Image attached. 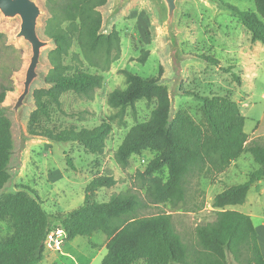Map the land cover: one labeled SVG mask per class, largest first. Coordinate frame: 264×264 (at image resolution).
I'll use <instances>...</instances> for the list:
<instances>
[{"label": "trees", "instance_id": "trees-1", "mask_svg": "<svg viewBox=\"0 0 264 264\" xmlns=\"http://www.w3.org/2000/svg\"><path fill=\"white\" fill-rule=\"evenodd\" d=\"M107 1L46 0L42 32L53 47L47 53L49 68L43 76L47 86L31 91L34 108L28 114L29 135L54 142H76L91 154L103 152L114 115L93 127L78 129L50 127L42 120L49 118L50 105L62 111L60 95L64 92L91 99L102 86V72L118 58V32L112 28L105 33L102 29L99 7ZM222 4L248 30L252 41L264 44V0H254L255 10ZM74 42L78 52L71 51ZM22 53L0 32V107L14 89L12 75L22 65ZM80 53L96 71L81 65ZM70 55L75 61L65 63L64 57ZM198 57L219 64L214 56ZM122 72L125 86L107 94L110 107L122 115L127 106L133 107L140 99L154 103L148 119L133 124L114 152L121 166H126L133 154L144 150L154 153L144 171L139 172L142 196L127 189L112 194L107 201L93 200L91 195L96 189L115 183L110 174L93 176L85 186L83 203L67 212H47L33 190L1 192L11 178L8 165L13 139L11 119L0 109V264L41 261L46 235L55 228L65 232L66 240L95 231L104 233L106 252L100 264H228L229 259L236 264H264L250 215L229 208L244 203L251 181L264 177V141L247 144L245 117L237 102L227 95L200 96L199 122L184 110L171 116L170 93L159 77H143L125 69ZM244 152L257 165L249 180L217 192L211 202L214 219L197 224L191 238L177 232L170 212L143 213L151 204L182 203L190 177L222 173ZM67 164L72 165L69 158Z\"/></svg>", "mask_w": 264, "mask_h": 264}, {"label": "rangeland", "instance_id": "rangeland-1", "mask_svg": "<svg viewBox=\"0 0 264 264\" xmlns=\"http://www.w3.org/2000/svg\"><path fill=\"white\" fill-rule=\"evenodd\" d=\"M37 2L43 10L38 33L41 38L48 39L42 32L47 16L46 0ZM114 2L115 0H108L99 7L103 32L108 33L114 28L118 32L120 44L118 58L102 72V86L94 91L91 99L70 91L64 92L60 95L62 111L55 105H50L49 118L42 120L50 127L71 126L78 129L82 126L93 127L114 115L103 152L91 154L76 142H54L29 135L28 114L34 108L30 93L22 113L26 135L23 146L18 124L12 113L5 111L12 122L13 150L8 165L11 178L1 192L33 190L47 212H67L83 203L85 186L93 176L110 174L115 183L109 188L96 189L91 195L93 200L107 201L112 194L127 189L142 196V178L139 172L144 171L154 153L144 150L140 154H133L128 164L121 166L115 161L114 152L133 124L148 119L154 103L140 99L133 107L127 106L122 115L117 113L118 109L107 104V94L116 87L125 86L124 69L143 77H159L170 93L171 116L178 110H184L199 122L200 96H229L237 102L245 117L247 144L253 140L264 141V136H254L256 122L264 110V44L252 41L248 30L222 4L227 2L242 10H255L254 0H179L175 22L179 65L172 60L159 9L153 0H128L116 14L110 16ZM17 30V19L9 21L0 15V32L6 35L7 43L23 50L22 65L12 75L14 89L7 93L0 107L2 111L19 93L30 55L29 44L14 37ZM52 47L51 43L42 50V63L37 68L42 76L49 68L47 53ZM71 51H79L75 42ZM199 54L214 56L219 59V64L208 63L199 58ZM79 57L86 70L96 71L88 65L81 53ZM142 57V60L139 59ZM74 61L71 55L64 57L65 63ZM46 86L43 79L38 78L32 83L30 90ZM68 158L71 166L67 164ZM235 162L223 173L190 177L186 197L177 206L168 203L151 204L143 213L170 212L177 232L183 238H191L197 224L214 219V209L211 206L214 195L228 185L249 180L257 167L248 152L241 154ZM234 208L249 214L254 226L264 223V177L251 181L244 203ZM56 229L58 228L53 230ZM104 236L100 231L89 236H76L67 243L72 244L74 258L65 257L54 263L41 260L36 264H100L106 252V248H102ZM65 240V233H61L59 244H45V249L53 247L62 251ZM229 261L236 264L231 259ZM137 264L144 263L139 261Z\"/></svg>", "mask_w": 264, "mask_h": 264}, {"label": "water", "instance_id": "water-1", "mask_svg": "<svg viewBox=\"0 0 264 264\" xmlns=\"http://www.w3.org/2000/svg\"><path fill=\"white\" fill-rule=\"evenodd\" d=\"M128 0H115L110 16L116 14ZM161 16V21L165 35L170 46L172 60L179 65V48L176 37V15L179 0H153ZM43 10L37 0H0V15L9 21L18 20V30L15 38H21L30 46V55L23 72L22 86L19 93L13 98L12 103L3 107V111H9L13 115L14 121L20 128L21 146L24 145L26 135L22 124V113L28 103L31 93V85L36 79H43L37 70L42 63V50L51 44L50 39H43L38 33L41 25ZM228 264H231L229 261Z\"/></svg>", "mask_w": 264, "mask_h": 264}, {"label": "crops", "instance_id": "crops-1", "mask_svg": "<svg viewBox=\"0 0 264 264\" xmlns=\"http://www.w3.org/2000/svg\"><path fill=\"white\" fill-rule=\"evenodd\" d=\"M256 124H257V126L254 129V136H264V110L262 112V115L260 116V119L257 120ZM235 163H236L235 161L232 162V164H235ZM227 170H228V168L225 171H227ZM225 171H223V172H225ZM249 191H250V189H249ZM249 191H248V193H249ZM248 193H247V195H248ZM247 195H246V197H247ZM234 206H236V205H234ZM234 206H229V208L235 209ZM258 227H261V229L258 230ZM255 228L257 231V238H258V242L260 245L261 253L264 256V223L262 222L259 225H255ZM73 239L65 240V242L63 243V246H62L63 247L62 251H57L53 247L46 248L44 251L43 257H42V261L43 262L47 261L48 263H54L56 260H61L65 257H67L69 259L74 258L72 255L73 254L72 244H67L68 242L72 241ZM102 239H103L102 248H105L106 237L104 236Z\"/></svg>", "mask_w": 264, "mask_h": 264}, {"label": "built area", "instance_id": "built-area-1", "mask_svg": "<svg viewBox=\"0 0 264 264\" xmlns=\"http://www.w3.org/2000/svg\"><path fill=\"white\" fill-rule=\"evenodd\" d=\"M61 233H65L62 229H56V230H51L49 233L46 235L44 243L46 245H51V244H59V237L61 236Z\"/></svg>", "mask_w": 264, "mask_h": 264}, {"label": "bare ground", "instance_id": "bare-ground-1", "mask_svg": "<svg viewBox=\"0 0 264 264\" xmlns=\"http://www.w3.org/2000/svg\"><path fill=\"white\" fill-rule=\"evenodd\" d=\"M261 229V227H258V230H260Z\"/></svg>", "mask_w": 264, "mask_h": 264}]
</instances>
